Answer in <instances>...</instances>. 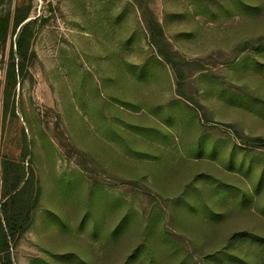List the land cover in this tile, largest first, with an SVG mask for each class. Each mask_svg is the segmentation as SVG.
I'll return each instance as SVG.
<instances>
[{
  "label": "rangeland",
  "instance_id": "obj_1",
  "mask_svg": "<svg viewBox=\"0 0 264 264\" xmlns=\"http://www.w3.org/2000/svg\"><path fill=\"white\" fill-rule=\"evenodd\" d=\"M140 1L179 74L138 0L33 1L34 84L5 131L0 115V203L24 137L41 188L15 264H125L140 247L135 264H264V0ZM246 42L260 48L232 61Z\"/></svg>",
  "mask_w": 264,
  "mask_h": 264
},
{
  "label": "trees",
  "instance_id": "obj_2",
  "mask_svg": "<svg viewBox=\"0 0 264 264\" xmlns=\"http://www.w3.org/2000/svg\"><path fill=\"white\" fill-rule=\"evenodd\" d=\"M33 1L0 0V70L2 71L0 115L2 131H5L9 118L17 117V101L22 85L25 82H28L30 86L34 84V77L30 71L36 60L33 45L45 19L41 16L31 18ZM138 7L142 11L150 43L156 49L158 58L169 64L179 74L177 63L172 58L174 53L165 39L160 23L149 7L143 5L140 0H138ZM259 48V44L256 45V43H243L236 47L232 61L251 49L255 51ZM178 74H176V79L177 82H180L182 79ZM31 159V147L24 137L22 160L15 162L3 159L1 162V264H15L11 253L12 249L24 237L35 220L34 213L40 201L41 188ZM25 163H28L27 167H25ZM242 235L234 234L226 247L214 253L222 255L225 251L230 250L231 240ZM252 240H255V237ZM139 249L137 248L128 256L125 264L137 262Z\"/></svg>",
  "mask_w": 264,
  "mask_h": 264
}]
</instances>
